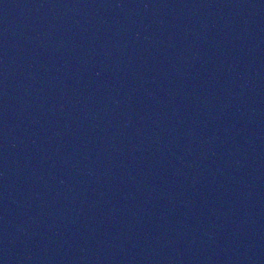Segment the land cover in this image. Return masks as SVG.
<instances>
[{"label":"water","instance_id":"95a60500","mask_svg":"<svg viewBox=\"0 0 264 264\" xmlns=\"http://www.w3.org/2000/svg\"><path fill=\"white\" fill-rule=\"evenodd\" d=\"M0 264H264V0H0Z\"/></svg>","mask_w":264,"mask_h":264}]
</instances>
